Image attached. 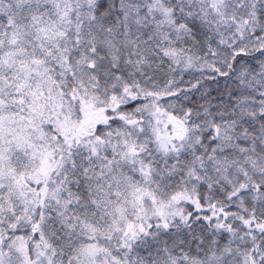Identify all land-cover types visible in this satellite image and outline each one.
<instances>
[{
    "label": "snow or ice",
    "instance_id": "6c2138e0",
    "mask_svg": "<svg viewBox=\"0 0 264 264\" xmlns=\"http://www.w3.org/2000/svg\"><path fill=\"white\" fill-rule=\"evenodd\" d=\"M0 264H264V0H0Z\"/></svg>",
    "mask_w": 264,
    "mask_h": 264
}]
</instances>
